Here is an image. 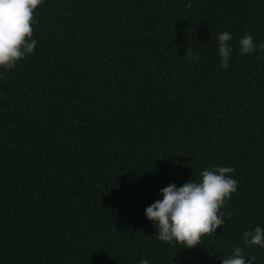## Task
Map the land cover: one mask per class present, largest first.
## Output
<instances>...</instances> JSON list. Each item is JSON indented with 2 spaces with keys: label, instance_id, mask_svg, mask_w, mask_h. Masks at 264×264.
<instances>
[{
  "label": "trees",
  "instance_id": "obj_1",
  "mask_svg": "<svg viewBox=\"0 0 264 264\" xmlns=\"http://www.w3.org/2000/svg\"><path fill=\"white\" fill-rule=\"evenodd\" d=\"M35 19L34 52L0 68V264H221L237 246L264 264L242 243L264 228V0H43ZM218 165L238 181L223 226L157 239L160 189Z\"/></svg>",
  "mask_w": 264,
  "mask_h": 264
},
{
  "label": "clouds",
  "instance_id": "obj_2",
  "mask_svg": "<svg viewBox=\"0 0 264 264\" xmlns=\"http://www.w3.org/2000/svg\"><path fill=\"white\" fill-rule=\"evenodd\" d=\"M43 0H0V68L13 69L18 62L33 53L37 41L33 39L35 10ZM187 6H191L190 2ZM232 34L223 31L217 34L220 66L229 67L234 49L229 43ZM259 50L264 51V43L259 44ZM257 45L253 36L245 32L239 39V54H251ZM186 58L200 59L198 53L187 51ZM234 168L215 166L205 168L202 179H192L181 186L170 183L160 189L162 200H156L146 207L145 215L152 221L157 231V239L173 245L191 249L202 244L205 235L216 234V229L224 224L222 207L238 186V181L232 178ZM231 214H229L230 216ZM243 245H258L264 248V228L257 226L254 230L243 233ZM174 246V245H173ZM256 257H246L243 247H235L231 254L221 257V264H254ZM139 264H149L147 259H141Z\"/></svg>",
  "mask_w": 264,
  "mask_h": 264
}]
</instances>
